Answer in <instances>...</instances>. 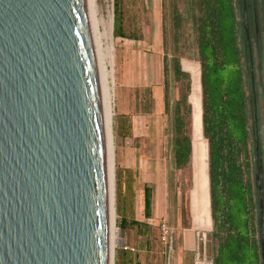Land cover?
Segmentation results:
<instances>
[{"label":"water","instance_id":"obj_1","mask_svg":"<svg viewBox=\"0 0 264 264\" xmlns=\"http://www.w3.org/2000/svg\"><path fill=\"white\" fill-rule=\"evenodd\" d=\"M112 7L0 0V264H110Z\"/></svg>","mask_w":264,"mask_h":264},{"label":"trees","instance_id":"obj_2","mask_svg":"<svg viewBox=\"0 0 264 264\" xmlns=\"http://www.w3.org/2000/svg\"><path fill=\"white\" fill-rule=\"evenodd\" d=\"M162 1L164 101L165 112L172 114L167 130L172 135L174 168L187 169L192 157V139L187 131L191 82L181 61L194 58L201 64L203 129L209 142L213 236L218 243L213 264H259L241 0H170L169 10L167 0ZM146 14L145 0H114V36L144 40ZM170 72L176 82L185 85L181 97L173 102L168 91ZM153 195L152 186L144 184L147 219L152 216ZM121 225V229L136 228V233L146 239L151 236L145 221L122 219Z\"/></svg>","mask_w":264,"mask_h":264},{"label":"rangeland","instance_id":"obj_3","mask_svg":"<svg viewBox=\"0 0 264 264\" xmlns=\"http://www.w3.org/2000/svg\"><path fill=\"white\" fill-rule=\"evenodd\" d=\"M145 1L147 14L144 24L145 38L142 41L114 36V0L112 7L110 79L113 87L111 134L114 153L113 185L115 195L113 264H213V258L218 248L217 240L213 236L214 222L211 229H201L208 227L198 224L195 217L193 218L191 207V191L194 208L193 191L195 188L193 157H191L188 168L182 171L174 168L173 159L169 162L170 191L168 200L166 201L165 195L156 194L155 187H152L154 189L152 216L148 219L145 217L144 184L147 183V178L142 177L141 170L136 167L138 158L136 149L141 138L145 137L142 124L144 116L147 115L149 123L147 138L151 140L158 137V140L153 142L154 146L163 143L165 139L164 125L166 124V127L172 125V114L165 112L164 108L165 86L164 83L159 82L161 79L163 80V57L166 54L162 29L160 45L154 44L155 39L157 40L155 29L160 27V21L161 27L165 23L163 1ZM166 3L169 10L170 0H167ZM169 17L168 15L167 27H169ZM183 60L199 63L194 58ZM186 73L189 74L192 84L191 73ZM168 89L170 101L173 102L181 97L185 85L176 82L173 73L170 72ZM133 120H135L134 136L130 133ZM114 121L115 133L113 130ZM150 128L161 135L154 132L152 134ZM187 131L193 142L192 156H194L192 106L191 114L187 119ZM154 165L157 170H155L152 180L158 184V176H160L158 163L156 162ZM122 219L147 222L150 226V238L146 239L138 235L136 228L121 229ZM194 219L200 228H196ZM164 223L172 229V234L167 242L163 240L161 229ZM133 249L135 250L133 251Z\"/></svg>","mask_w":264,"mask_h":264},{"label":"flooded vegetation","instance_id":"obj_4","mask_svg":"<svg viewBox=\"0 0 264 264\" xmlns=\"http://www.w3.org/2000/svg\"><path fill=\"white\" fill-rule=\"evenodd\" d=\"M241 6L247 56L248 130L254 157V185L257 194V244L259 264H262L260 235L262 210L264 214V0H241Z\"/></svg>","mask_w":264,"mask_h":264},{"label":"bare ground","instance_id":"obj_5","mask_svg":"<svg viewBox=\"0 0 264 264\" xmlns=\"http://www.w3.org/2000/svg\"><path fill=\"white\" fill-rule=\"evenodd\" d=\"M185 68L190 71L194 77V90L191 93L192 103L195 108L194 116V213L198 224L205 227H211V217L209 213V187L207 176L205 175L206 159H207V144L202 133V107H201V88L198 82L200 75L199 67L191 61H184ZM113 87L110 79V118H109V136H110V198H111V243H110V264H113L114 253V232H115V205H114V162H113V147L111 134V121L113 116ZM198 226V225H197ZM199 227V226H198Z\"/></svg>","mask_w":264,"mask_h":264},{"label":"crops","instance_id":"obj_6","mask_svg":"<svg viewBox=\"0 0 264 264\" xmlns=\"http://www.w3.org/2000/svg\"><path fill=\"white\" fill-rule=\"evenodd\" d=\"M161 21H160V27L158 29H155L157 40L155 39L154 44L160 45V37H161ZM160 83H165V78L163 76V80L161 79L159 81ZM164 108H165V101H164ZM135 120H133V126L131 128V134L134 136L135 132V126H134ZM143 130L145 137L141 138L140 143L137 150V160H136V167L137 169L141 170L142 177L147 178V183L152 187H155L156 194L159 195H165L166 201L168 200L169 195V189H170V182L168 178V167L169 162L172 161L173 157L171 154L172 145H171V137L172 135H169V131L167 130L168 127H166V124L164 125V131L163 134L165 136V139L163 143L154 146L153 142L155 140H158V137H155L153 139L147 138V133L149 132V123L147 120V115L144 116L143 120ZM114 133H115V121H114ZM148 130V131H147ZM150 130L153 131L151 128ZM157 135H161L160 133H156ZM147 135V136H146ZM158 163V169H159V179L158 184H155L152 180V176L155 173V170H157V167L154 168V163ZM155 176V175H154ZM166 193V194H165Z\"/></svg>","mask_w":264,"mask_h":264},{"label":"built area","instance_id":"obj_7","mask_svg":"<svg viewBox=\"0 0 264 264\" xmlns=\"http://www.w3.org/2000/svg\"><path fill=\"white\" fill-rule=\"evenodd\" d=\"M162 229V235H163V240L165 242L168 241L169 237L171 236L172 234V229L170 226H168L166 223H164L161 227Z\"/></svg>","mask_w":264,"mask_h":264}]
</instances>
